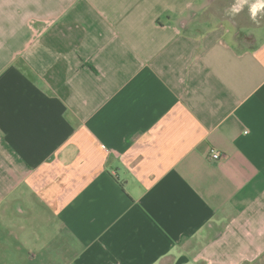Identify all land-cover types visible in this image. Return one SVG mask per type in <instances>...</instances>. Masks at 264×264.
<instances>
[{"label": "crops", "instance_id": "0c3cea01", "mask_svg": "<svg viewBox=\"0 0 264 264\" xmlns=\"http://www.w3.org/2000/svg\"><path fill=\"white\" fill-rule=\"evenodd\" d=\"M206 1L0 0V264H264V20Z\"/></svg>", "mask_w": 264, "mask_h": 264}, {"label": "rangeland", "instance_id": "374dc122", "mask_svg": "<svg viewBox=\"0 0 264 264\" xmlns=\"http://www.w3.org/2000/svg\"><path fill=\"white\" fill-rule=\"evenodd\" d=\"M233 2L234 0H207L202 10L193 14L190 12L184 18L185 28L200 30L218 22H225L235 31L234 44L238 48L250 46L251 43L246 36V29L249 25L264 20V10L257 13L254 21L250 18L249 4L254 3L255 0H248V3L244 5L243 9L237 15H226L227 9Z\"/></svg>", "mask_w": 264, "mask_h": 264}, {"label": "clouds", "instance_id": "9594fccd", "mask_svg": "<svg viewBox=\"0 0 264 264\" xmlns=\"http://www.w3.org/2000/svg\"><path fill=\"white\" fill-rule=\"evenodd\" d=\"M247 3L248 0H234L225 14L235 16L243 9L244 5ZM262 10H264V0H255L254 3L249 4L250 18L255 21L257 13L261 12Z\"/></svg>", "mask_w": 264, "mask_h": 264}, {"label": "built area", "instance_id": "2783aa9c", "mask_svg": "<svg viewBox=\"0 0 264 264\" xmlns=\"http://www.w3.org/2000/svg\"><path fill=\"white\" fill-rule=\"evenodd\" d=\"M210 158L212 159H219L220 158V153L216 150H211V153H210Z\"/></svg>", "mask_w": 264, "mask_h": 264}]
</instances>
